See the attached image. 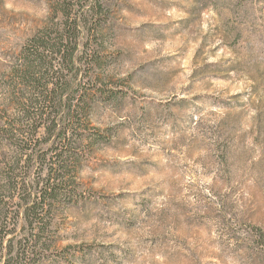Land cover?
Wrapping results in <instances>:
<instances>
[{
    "label": "rangeland",
    "instance_id": "374dc122",
    "mask_svg": "<svg viewBox=\"0 0 264 264\" xmlns=\"http://www.w3.org/2000/svg\"><path fill=\"white\" fill-rule=\"evenodd\" d=\"M53 1L0 0V89ZM105 2L97 84L121 93L43 264H264V0Z\"/></svg>",
    "mask_w": 264,
    "mask_h": 264
},
{
    "label": "trees",
    "instance_id": "16d2710c",
    "mask_svg": "<svg viewBox=\"0 0 264 264\" xmlns=\"http://www.w3.org/2000/svg\"><path fill=\"white\" fill-rule=\"evenodd\" d=\"M109 22L105 0H54L47 21L4 64L0 264H43L56 210L83 195L78 174L105 137L91 110L98 98L121 93L97 84ZM70 250L56 256L72 264L80 249Z\"/></svg>",
    "mask_w": 264,
    "mask_h": 264
}]
</instances>
